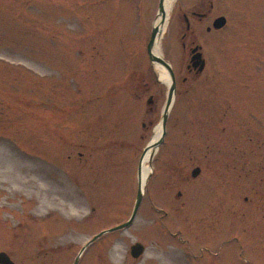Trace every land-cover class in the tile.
Instances as JSON below:
<instances>
[{"label": "rangeland", "instance_id": "rangeland-1", "mask_svg": "<svg viewBox=\"0 0 264 264\" xmlns=\"http://www.w3.org/2000/svg\"><path fill=\"white\" fill-rule=\"evenodd\" d=\"M159 2L0 0V252L16 264H75L131 217L168 97L148 55ZM218 7L198 78L159 39L177 88L137 218L79 264H264V0Z\"/></svg>", "mask_w": 264, "mask_h": 264}, {"label": "flooded vegetation", "instance_id": "flooded-vegetation-1", "mask_svg": "<svg viewBox=\"0 0 264 264\" xmlns=\"http://www.w3.org/2000/svg\"><path fill=\"white\" fill-rule=\"evenodd\" d=\"M218 0H183L181 5H173L169 10V21L167 34L172 41L180 43L181 49L189 58L185 68L188 74L194 78H198L206 69L207 59L205 58V43L203 38H215L228 24V20L224 15L218 14ZM224 17L226 22L223 27L218 28L216 22L219 18ZM200 58L194 59L197 55ZM201 60L205 61V67L199 75H197L201 66ZM195 62H200L195 67ZM174 71V70H173ZM175 74V72H174ZM176 85L177 76L175 74ZM188 77H183V82H187ZM154 102H152L153 104Z\"/></svg>", "mask_w": 264, "mask_h": 264}, {"label": "water", "instance_id": "water-1", "mask_svg": "<svg viewBox=\"0 0 264 264\" xmlns=\"http://www.w3.org/2000/svg\"><path fill=\"white\" fill-rule=\"evenodd\" d=\"M159 17H161V22L163 24H167L168 19H167V10H166V7H165V0H160L158 18ZM225 22H226V19L224 17H221L216 22V26L218 28H221V27L224 26ZM162 34H163V29L160 26H158L157 24H155V26L152 29L150 40H149V44H148V55H149L151 63L154 66L158 65V66L163 67V69L167 72L168 77L170 79V84L168 86L169 89H168L167 102H166V105H165V108H164V111H163L162 121H161L163 134L161 136L162 137L161 140L159 139L157 141V143L155 144L156 148L159 145H161V143H162V141L164 139V136L166 134L167 121H168L169 113H170L172 105H173L174 97H175V94H176V88H177L175 74H174L172 66L170 65L169 62H167L165 60V58L160 53L157 54V53L154 52L155 47L157 45V41L161 38ZM200 56L201 55L199 54L196 57H194L193 61L195 59H197L198 57L200 58ZM199 64H200V62H195V67L198 66ZM204 67H205V61L201 60V66L199 68V71H198L197 75L202 73ZM151 103H152V97L149 98V100H148V104H151ZM151 160H150V164H151ZM200 172H201V169L200 168H196V169L193 170L192 176L195 178V177H197L200 174ZM140 176H141V163H140V166H139V190H138V193H137L134 209H133L132 215L129 218V220L126 221L123 224H120V225L115 226L113 228L104 230V231L100 232L98 235H96L94 238H92L83 247L80 255L75 260V264H79V260H80V257L82 255V253L85 251V249L88 246H90L92 243H94L97 239H99V238H101V237H103V236H105L107 234H111V233H114V232H117V231H121V230H126L135 222V220L137 218V215H138V212H139V209H140V206H141V203H142L143 198H144V194H145V189L140 184ZM150 177H151V174L147 178L146 186L148 184V181H149ZM180 196H181V193L178 194V197H180ZM145 251H146V248L141 242H136L130 248L131 256L133 258H135V259L140 258L145 253ZM0 264H16V263L11 259L9 254H7L6 252H0Z\"/></svg>", "mask_w": 264, "mask_h": 264}, {"label": "bare ground", "instance_id": "bare-ground-1", "mask_svg": "<svg viewBox=\"0 0 264 264\" xmlns=\"http://www.w3.org/2000/svg\"><path fill=\"white\" fill-rule=\"evenodd\" d=\"M174 0H165V7H166V10H167V13H169V10L172 6V2ZM158 26H160L162 29H163V32L165 30V27H166V24H163L161 22V17H159L157 19V23H156ZM159 41V40H158ZM157 41V43H158ZM155 53L159 54V48H158V45H156L155 47V50H154ZM155 70H156V73H157V77H158V80L161 81L162 83L166 84L167 86H169L170 84V79L168 77V74L167 72L163 69V67L161 66H158L156 65L155 66ZM163 134V129H162V125H158L156 128H155V131H154V136L150 142V145L148 147V150L146 151V153L143 155L142 157V160H141V176H140V184L141 186L146 189V182H147V178L148 176L151 174L152 172V169L151 167L148 165V162L150 161L151 157H153V155L155 154L156 152V147H155V144L157 143V141L161 138ZM19 184H21L22 186H27V185H33V182L30 181V180H16ZM40 190H44L45 188L43 186L39 187ZM56 204H58V202L56 201L55 202ZM63 203V202H62ZM76 207L78 208H81L82 204L81 203H76L74 204ZM43 207H45V205L43 204ZM71 210H72V207H71Z\"/></svg>", "mask_w": 264, "mask_h": 264}]
</instances>
